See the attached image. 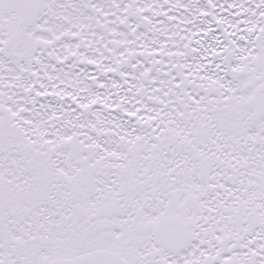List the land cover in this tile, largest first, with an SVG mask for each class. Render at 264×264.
I'll return each mask as SVG.
<instances>
[{
	"label": "snow or ice",
	"instance_id": "6c2138e0",
	"mask_svg": "<svg viewBox=\"0 0 264 264\" xmlns=\"http://www.w3.org/2000/svg\"><path fill=\"white\" fill-rule=\"evenodd\" d=\"M0 264H264V0H0Z\"/></svg>",
	"mask_w": 264,
	"mask_h": 264
}]
</instances>
